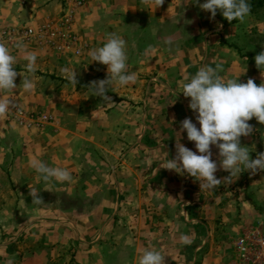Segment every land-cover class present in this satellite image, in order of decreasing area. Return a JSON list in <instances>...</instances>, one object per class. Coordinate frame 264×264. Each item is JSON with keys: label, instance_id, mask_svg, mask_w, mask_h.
Listing matches in <instances>:
<instances>
[{"label": "crops", "instance_id": "obj_1", "mask_svg": "<svg viewBox=\"0 0 264 264\" xmlns=\"http://www.w3.org/2000/svg\"><path fill=\"white\" fill-rule=\"evenodd\" d=\"M180 4L87 0L78 11V31L90 42L89 52L106 42V32L126 41L128 68L136 81L127 86L114 82L106 93L110 102L91 97L90 84L108 74L107 67L91 62L86 52L87 58L77 62L82 90L74 93L63 87L60 98L54 92L47 97L45 109L59 121L32 131L29 145L35 155L26 159L67 168L73 179L44 182L34 168L25 172L29 190H38L43 202L31 204L38 215L52 208L60 210L56 213L61 218L68 217L59 222L65 226L60 231L30 234L29 239L41 240L47 248L29 250L36 255L28 264H67L70 256L76 264H138L146 249L159 251L163 264H231L232 245L228 258L222 247H213L216 221L225 225L227 220L223 204L218 206L212 198L220 188L200 189L187 174L160 167L176 156L177 143L196 151L186 132H180L185 118L196 123L190 98L181 91L199 63L194 46L181 57L182 30L174 24ZM166 25L172 26L167 39ZM166 40L171 43L166 45ZM165 65L171 69L165 71ZM211 151L215 161L222 159L215 146ZM223 175L216 172L219 179ZM244 225L243 220L235 228L227 227L232 231L228 233L237 236Z\"/></svg>", "mask_w": 264, "mask_h": 264}, {"label": "rangeland", "instance_id": "obj_2", "mask_svg": "<svg viewBox=\"0 0 264 264\" xmlns=\"http://www.w3.org/2000/svg\"><path fill=\"white\" fill-rule=\"evenodd\" d=\"M65 1L0 0V28H24L55 19L60 16ZM180 2V16L175 18L174 24L178 23L182 30L181 57L188 55L187 53L191 51L190 47L194 46L197 51L196 57L199 63L193 71L194 74L201 66L208 65L217 68L218 74L226 80L239 76V83H246L248 79H252L257 86L264 83V68L259 69L254 61V54L264 51V7L249 14L243 23L237 21L224 26V18L219 11L214 18H211L210 13L202 10L198 3H186L185 0ZM203 2L205 0H199V3ZM171 28V25L165 26L167 32L163 36L166 39ZM110 33L106 32L105 37ZM82 40L89 44L90 48V42L83 38ZM164 42L168 44L167 40ZM10 51L16 58L15 69L19 75L15 80L18 86L13 92H0V99H11L14 105L6 118H0V264H9V262L28 264L31 255H36L33 252L30 255L32 249L36 251L42 247L47 248L41 240L29 239L30 234L60 231L65 226L59 222L68 217L64 215V219L61 218L57 214L60 210L52 208L48 210L49 213L40 216L39 210L32 207L35 203L30 201L29 177L25 172L33 168L31 163L36 160L34 157L32 160L26 159L28 155H35L32 146L29 145V135H33L31 134L33 132H26L15 124L14 112L23 111L32 118L47 116L48 124L59 121L57 116L46 111L45 106L49 104L47 97L54 92L60 98L65 93L60 90L63 87L74 93L82 90L81 83L73 85L70 82V75L75 71L78 82L77 75L81 73V68L77 62L86 59L87 54L81 58H74L51 50L38 49L33 45H24L23 50L16 48ZM26 52L36 54L35 72L27 71V61L24 59ZM165 68V71L171 69L166 65ZM25 78L34 84L30 92H26L23 88ZM32 97L36 99L35 104L29 102V98ZM32 104L39 106V109H34ZM248 123L253 127V132L249 136L241 137L240 142L242 146L248 147L250 159H255L259 153L264 152V124L258 123L255 118ZM216 162L218 170L225 176H219L222 177V183L218 186L220 190L213 194L212 198L218 206L223 204L227 220L225 225H222L220 219L216 221L213 247L214 249L222 247L225 258H228L232 242L242 232L252 227L264 232V171L257 170L253 174L250 170H245L237 178L233 177L232 182L225 183L224 177L229 173L219 168L220 160ZM64 211L68 210L61 209V212ZM42 219H45L44 222L39 221ZM29 220L32 224H28ZM46 220L48 222H45ZM243 220L247 225L241 228L237 236L236 233H228L232 231L227 227L235 228L236 224L241 225ZM69 228L72 230L71 227ZM59 258L60 255L56 259ZM67 259V264H76L74 257L70 256Z\"/></svg>", "mask_w": 264, "mask_h": 264}, {"label": "clouds", "instance_id": "obj_3", "mask_svg": "<svg viewBox=\"0 0 264 264\" xmlns=\"http://www.w3.org/2000/svg\"><path fill=\"white\" fill-rule=\"evenodd\" d=\"M185 2L198 3L202 10L210 13L211 18L219 11L228 22L238 20L243 23L251 12L249 0ZM162 3L163 0H158V6ZM16 47L24 49L22 42H17ZM89 56L91 62L105 65L108 74L106 79L90 84V96L110 102L111 97L106 93L114 82L120 86L135 83L136 75L128 68L126 41L120 36L108 34L106 42L90 51ZM24 59L27 61V71L35 72L36 54L26 52ZM254 61L259 69L264 68V51L255 55ZM15 64L16 58L9 47L0 42V92L11 93L17 88L15 80L19 73ZM75 76L76 72L73 71L70 75L73 85L78 83ZM238 77L226 80L218 74L217 68L204 65L183 85L181 93L185 98H190L188 107L196 113V123L185 118L180 124V132H186L187 139L194 142L196 151L177 143L176 156L173 159L166 158L161 162V168L179 175L187 174L199 182L200 189L215 190L222 183L216 176L218 164L212 158L211 148L215 146L222 158L219 168L229 173L224 177L225 183L232 182L233 177L237 178L245 170H250L253 174L257 170L264 171V152L259 153L255 159H250L248 147L242 146L240 142L241 137L249 136L253 132L248 121L255 118L258 123L264 124V83L257 86L252 79L239 83ZM23 88L30 92L34 84L25 78ZM174 102L175 100L171 104ZM13 107L11 99H0V118H6ZM31 166L44 182H71L73 179L71 171L64 167H49L37 160H33ZM38 192L32 189L29 195L36 204H41L43 202ZM163 258L159 251L146 249L140 255L138 264H163Z\"/></svg>", "mask_w": 264, "mask_h": 264}, {"label": "built area", "instance_id": "obj_4", "mask_svg": "<svg viewBox=\"0 0 264 264\" xmlns=\"http://www.w3.org/2000/svg\"><path fill=\"white\" fill-rule=\"evenodd\" d=\"M23 1V0H22ZM87 0H66L60 16L40 25L24 28H0V42L16 49L17 42L47 49L64 56L83 57L89 44L82 40L77 26V13ZM15 124L26 132L42 130L49 123L47 116L29 117L14 112ZM231 264H264V232L249 228L232 242Z\"/></svg>", "mask_w": 264, "mask_h": 264}, {"label": "trees", "instance_id": "obj_5", "mask_svg": "<svg viewBox=\"0 0 264 264\" xmlns=\"http://www.w3.org/2000/svg\"><path fill=\"white\" fill-rule=\"evenodd\" d=\"M249 3H250V7H251L250 14H253L257 10H259V9L264 7V0H249ZM223 21H224V23H223L224 26H227V25L236 23L238 20H235V21H232V22H228L226 19H224ZM254 55H257V54H254Z\"/></svg>", "mask_w": 264, "mask_h": 264}]
</instances>
